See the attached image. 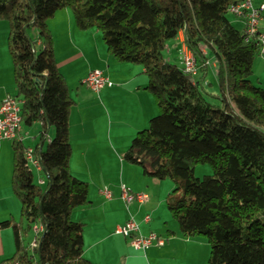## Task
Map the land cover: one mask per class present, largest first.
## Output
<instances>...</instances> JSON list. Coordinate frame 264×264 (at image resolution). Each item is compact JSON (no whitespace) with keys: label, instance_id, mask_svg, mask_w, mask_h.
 Instances as JSON below:
<instances>
[{"label":"trees","instance_id":"1","mask_svg":"<svg viewBox=\"0 0 264 264\" xmlns=\"http://www.w3.org/2000/svg\"><path fill=\"white\" fill-rule=\"evenodd\" d=\"M241 2L0 0L21 130L40 126L33 147L24 146L21 131L10 140L20 221L0 223L14 240L13 255L0 264H90L83 257L84 225L71 219L89 203L87 182L69 171L74 101L48 28L62 9L70 10L78 30L98 31L116 62L143 68L157 114L132 138L123 160L147 177L175 183L165 206L178 233L206 240L208 264H264V88L251 80L257 37L246 38L227 17ZM30 29L37 30L36 40ZM179 33L195 58L196 81L163 57ZM211 62L213 91L203 84ZM29 148L37 167L26 160ZM198 164H207L211 175L195 177ZM31 232L33 241L25 242Z\"/></svg>","mask_w":264,"mask_h":264},{"label":"crops","instance_id":"2","mask_svg":"<svg viewBox=\"0 0 264 264\" xmlns=\"http://www.w3.org/2000/svg\"><path fill=\"white\" fill-rule=\"evenodd\" d=\"M252 6L259 12L258 32L264 33V0H252ZM231 15L230 23L243 31L245 19ZM8 28L0 20V106L7 97L16 95L7 51ZM48 28L58 70L74 101L68 122L72 149L69 171L88 184L89 203L71 214L74 222L84 225L83 257L90 264H208L210 248L206 240L182 236L176 223L171 221L165 207L168 191L156 192L153 188L156 180L123 160L132 138L157 114L155 102L145 89L147 79L143 68L116 62L107 53L100 33L94 29L78 30L68 9L56 11L48 21ZM182 41L183 34L179 33L176 39L179 48ZM176 45H168L171 57L173 48L179 50ZM178 50L175 58L180 61ZM210 68L216 70L214 62ZM94 69L101 70L112 86L95 93L82 84ZM197 79L198 73L194 81ZM251 80L264 86V54L256 56ZM203 84L211 85L207 77ZM23 132L22 129L21 140L26 138ZM11 175V141L0 140V223L20 221V206L11 189ZM121 185L130 193L146 194L148 200L127 206L121 199ZM130 216L138 224L140 235L154 234L163 240V245H152L146 250L132 248L124 236L116 233ZM13 253L12 229L0 228V261Z\"/></svg>","mask_w":264,"mask_h":264},{"label":"built area","instance_id":"3","mask_svg":"<svg viewBox=\"0 0 264 264\" xmlns=\"http://www.w3.org/2000/svg\"><path fill=\"white\" fill-rule=\"evenodd\" d=\"M230 14L245 19V26L242 31L246 38L256 36L260 45V54H264V33L258 32L259 12L252 6V0H242V2L230 9ZM179 60L182 64L183 73L193 76L196 74L195 58L192 52L186 47L184 41L178 50ZM82 84L91 91L98 93L105 87H111L112 83L99 69L89 72ZM21 102L14 97H7L0 106V140H13L17 138L21 131ZM26 160L37 167V161L33 158L32 149L26 150ZM38 169V168H37ZM41 183V182H40ZM121 199L129 206L133 202L143 203L148 200L146 194L130 193L124 185H121ZM105 195L109 197L108 192ZM147 219V218H146ZM34 230L37 229L34 227ZM116 233L123 235L129 241V244L135 250H146L152 244L163 245V240L156 235L150 234L142 236L139 234V226L132 216H130L122 227L116 230Z\"/></svg>","mask_w":264,"mask_h":264},{"label":"rangeland","instance_id":"4","mask_svg":"<svg viewBox=\"0 0 264 264\" xmlns=\"http://www.w3.org/2000/svg\"><path fill=\"white\" fill-rule=\"evenodd\" d=\"M228 19L231 21L233 20V17L231 14H229L228 16ZM37 30L36 29H30L28 30V35L29 37L32 39V40H36L37 38ZM182 34V33H181ZM172 44H177L176 46L178 47L179 44L176 43V41L174 42H171ZM185 43V42H184ZM181 47V46H180ZM187 47V46H186ZM173 48V47H172ZM179 48V47H178ZM188 48V47H187ZM169 47H165L164 49V52H163V57L166 61L178 66V67H182V64L180 61H178L176 58H175V55L177 53V50H175L176 48H173L174 49V53H173V56H174V59L170 56V54H168V51H169ZM195 60V59H194ZM212 64V62H211ZM194 69H196V74H197V68H196V63H195V66H194ZM194 74L192 76V80H195V75ZM215 69L214 68H210L209 69V74L207 76L208 78V81L211 83V86L208 87V90H214L215 87H216V82H215ZM255 85H258L256 83H254ZM259 87L261 88H264V86H261L259 85ZM207 89V87H206ZM208 100H211L208 98ZM23 129V134H25L24 138L22 141H23V144L24 146H27L28 144L29 145H35V143H37L39 141V130H40V126H38L36 123L33 124L32 126H23L22 127ZM48 136L50 137L52 134H53V131L52 130H49V132L47 133ZM206 175H211V169L210 167L207 165V164H198L194 167V176L197 177V178H201L203 176H206ZM38 175L36 174L35 175V181H38ZM156 185L153 186L154 190L156 192H160L163 191L166 193V191H168L167 194L171 193L172 190L174 189V187L176 186L175 183L169 179H166V180H162V181H158L156 180ZM169 189V190H168ZM166 194V196H167ZM166 207V206H165ZM171 220V219H170ZM173 223H175L173 220H171ZM123 236V235H122ZM33 238H34V234L33 232H31L30 234L27 235V237L25 238V242H32L33 241Z\"/></svg>","mask_w":264,"mask_h":264}]
</instances>
